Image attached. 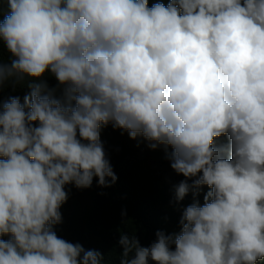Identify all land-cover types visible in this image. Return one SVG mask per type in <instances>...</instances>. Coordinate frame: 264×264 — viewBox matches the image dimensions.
<instances>
[{"label":"clouds","instance_id":"clouds-1","mask_svg":"<svg viewBox=\"0 0 264 264\" xmlns=\"http://www.w3.org/2000/svg\"><path fill=\"white\" fill-rule=\"evenodd\" d=\"M6 2L0 87L49 71L66 87L30 84L0 111V264H264V0ZM105 132L163 150L186 204L156 240L123 226L102 257L52 227L127 171Z\"/></svg>","mask_w":264,"mask_h":264},{"label":"trees","instance_id":"trees-1","mask_svg":"<svg viewBox=\"0 0 264 264\" xmlns=\"http://www.w3.org/2000/svg\"><path fill=\"white\" fill-rule=\"evenodd\" d=\"M8 12L6 0H0V22ZM0 57L5 63L10 60V54L2 40ZM33 83H44L54 98L61 99L64 96L66 86L59 84L50 71L40 78L14 75L0 87V111L10 98H19L23 104L24 97L31 91L29 85ZM33 126H39L38 122ZM104 139L102 145L106 158H112L113 163L116 160L127 171L114 185L109 179L110 186L98 185L104 189L94 190V198L99 202L97 209L89 211L88 207L84 213L80 198L74 199L75 193L68 202L74 199L68 209L70 212H66L65 222L68 226L62 229L63 232L52 227L59 238L82 247L89 244L85 250L98 252L102 257L115 252L116 232L123 226L134 234L152 236L156 240L157 232L165 233L167 228L173 227L180 207L186 204L184 199H176V190L170 186L172 175L163 150L146 147L141 150L134 141L119 138L114 132L108 135L105 132ZM123 149L130 156L133 153L135 157H124ZM94 182L98 183V178L94 177ZM75 187L74 184H69L64 190L67 193ZM82 219V225L77 228ZM10 238L8 235L0 237L6 241Z\"/></svg>","mask_w":264,"mask_h":264},{"label":"bare ground","instance_id":"bare-ground-1","mask_svg":"<svg viewBox=\"0 0 264 264\" xmlns=\"http://www.w3.org/2000/svg\"><path fill=\"white\" fill-rule=\"evenodd\" d=\"M69 211V210H68ZM70 212V211H69Z\"/></svg>","mask_w":264,"mask_h":264}]
</instances>
